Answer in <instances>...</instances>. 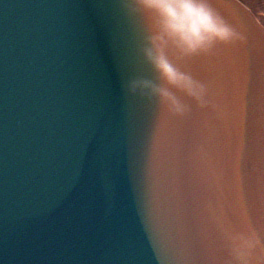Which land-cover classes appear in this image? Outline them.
Here are the masks:
<instances>
[{
    "label": "water",
    "instance_id": "water-1",
    "mask_svg": "<svg viewBox=\"0 0 264 264\" xmlns=\"http://www.w3.org/2000/svg\"><path fill=\"white\" fill-rule=\"evenodd\" d=\"M217 8L241 40L169 53L201 102L160 79L135 0H0V264H264L239 172L249 30Z\"/></svg>",
    "mask_w": 264,
    "mask_h": 264
},
{
    "label": "clouds",
    "instance_id": "clouds-1",
    "mask_svg": "<svg viewBox=\"0 0 264 264\" xmlns=\"http://www.w3.org/2000/svg\"><path fill=\"white\" fill-rule=\"evenodd\" d=\"M218 0H135L139 11L150 24L149 43L146 55L159 77L168 86L182 89L188 95L203 102L205 86L179 70L169 53L180 58H191L210 52L217 44L234 43L242 37L231 22L217 8ZM245 0H236L242 11ZM136 85H132L135 88ZM153 87L162 100L177 112L182 105L172 96L167 87ZM254 238L241 237V247H251Z\"/></svg>",
    "mask_w": 264,
    "mask_h": 264
},
{
    "label": "bare ground",
    "instance_id": "bare-ground-1",
    "mask_svg": "<svg viewBox=\"0 0 264 264\" xmlns=\"http://www.w3.org/2000/svg\"><path fill=\"white\" fill-rule=\"evenodd\" d=\"M242 12L248 38L242 64L239 172L264 240V22L246 0H222Z\"/></svg>",
    "mask_w": 264,
    "mask_h": 264
},
{
    "label": "rangeland",
    "instance_id": "rangeland-1",
    "mask_svg": "<svg viewBox=\"0 0 264 264\" xmlns=\"http://www.w3.org/2000/svg\"><path fill=\"white\" fill-rule=\"evenodd\" d=\"M252 5L253 12L264 22V0H246Z\"/></svg>",
    "mask_w": 264,
    "mask_h": 264
}]
</instances>
